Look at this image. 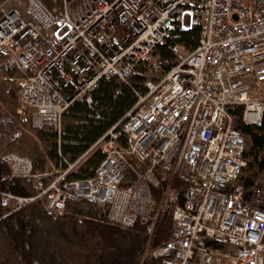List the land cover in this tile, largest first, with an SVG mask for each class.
I'll use <instances>...</instances> for the list:
<instances>
[{"label":"built area","instance_id":"obj_1","mask_svg":"<svg viewBox=\"0 0 264 264\" xmlns=\"http://www.w3.org/2000/svg\"><path fill=\"white\" fill-rule=\"evenodd\" d=\"M17 1L0 6V72L21 73L17 114L33 129L60 132L64 112L91 103L104 77L127 81L140 62L157 69L154 52L168 39L178 61L66 169L36 171L28 157L5 154L11 176L36 194L3 192L2 206L11 213L44 198L63 213L87 201L109 206L112 224L141 222L152 235L163 210L152 213L154 190L176 176L183 203L173 209L172 238L153 255L164 264H264V174L248 194L237 183L245 140L229 110L243 106L246 124L263 120L264 0H63L60 9L24 0L11 8ZM195 29V46H184L181 33ZM10 127L0 110V130ZM98 150L95 175L69 179ZM164 199L178 197L169 188Z\"/></svg>","mask_w":264,"mask_h":264},{"label":"trees","instance_id":"obj_2","mask_svg":"<svg viewBox=\"0 0 264 264\" xmlns=\"http://www.w3.org/2000/svg\"><path fill=\"white\" fill-rule=\"evenodd\" d=\"M6 1L0 0V6ZM41 1L50 9H60L63 3V0ZM32 36L28 34L25 41ZM197 37V29L182 32L180 42L194 47ZM171 43L173 41L168 39L157 46L154 52L157 69L140 62L127 81L116 76L102 78L91 90V103L80 100L64 112L60 132L53 127L33 129L28 121H22L17 114V81L22 75L16 69L0 72V105L7 110L12 126L7 130L12 132L7 143L0 144V264H164L153 252L172 238L173 209L183 203L186 186L176 176L163 178L161 186L154 190L152 213L161 205L163 210L152 235H148L147 226L141 222L132 227L112 224L107 205L69 202L63 213H56L46 206L44 198H39L10 213L1 204V194H36L31 184L11 176L5 154L28 157L36 171L66 169L123 120L139 95L147 93L148 80H160L177 63ZM2 60L0 55V63ZM229 110L234 117V128L245 140L247 166L237 183L248 194L256 178L264 174V116L261 124L250 125L243 121V106H232ZM103 157L100 150L91 153L69 179L93 177ZM126 174L131 181V172ZM169 188L178 197L173 203L164 199Z\"/></svg>","mask_w":264,"mask_h":264},{"label":"rangeland","instance_id":"obj_3","mask_svg":"<svg viewBox=\"0 0 264 264\" xmlns=\"http://www.w3.org/2000/svg\"><path fill=\"white\" fill-rule=\"evenodd\" d=\"M22 1H24V0H21V2L18 0L17 2L13 3V6H11V8H19V9H22L23 8V5H21ZM0 110H3L5 112V114L7 115V110L4 107H2L1 105H0ZM11 133L12 132L7 131V129H4L3 131H2V129L0 130V144L1 145H3L4 142L7 143V139H9Z\"/></svg>","mask_w":264,"mask_h":264},{"label":"bare ground","instance_id":"obj_4","mask_svg":"<svg viewBox=\"0 0 264 264\" xmlns=\"http://www.w3.org/2000/svg\"><path fill=\"white\" fill-rule=\"evenodd\" d=\"M53 170H58V169H53ZM51 171V170H50Z\"/></svg>","mask_w":264,"mask_h":264}]
</instances>
